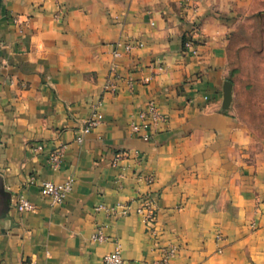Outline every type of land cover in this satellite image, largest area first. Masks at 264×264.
<instances>
[{
  "label": "crops",
  "instance_id": "1",
  "mask_svg": "<svg viewBox=\"0 0 264 264\" xmlns=\"http://www.w3.org/2000/svg\"><path fill=\"white\" fill-rule=\"evenodd\" d=\"M241 6L0 0V179L11 200L0 219V264H102L117 244L127 264H153L169 245L178 248L170 264H264V151L224 106ZM194 24L197 53H186ZM131 41L143 47L120 48L116 59V45ZM113 68L115 94L105 91ZM151 100L168 122L144 142L130 125ZM99 101L103 123L78 142ZM60 146L54 170L49 157ZM149 175L152 186L142 179ZM70 179L62 204L42 195L43 182ZM148 192L158 201V242L132 203ZM20 197L36 210L18 212ZM118 204L132 205L115 217L96 210ZM98 229L106 242L92 240Z\"/></svg>",
  "mask_w": 264,
  "mask_h": 264
},
{
  "label": "built area",
  "instance_id": "2",
  "mask_svg": "<svg viewBox=\"0 0 264 264\" xmlns=\"http://www.w3.org/2000/svg\"><path fill=\"white\" fill-rule=\"evenodd\" d=\"M13 22L16 24H21L20 17H13ZM199 27L194 24L191 34L186 37L183 43L184 52L186 53H197L196 45L193 41V36L198 34ZM116 50L114 52V57L116 59L122 56L120 48L123 52L130 54L135 48H142L143 44L141 42H126L118 43L116 45ZM121 77L116 74L115 68L112 69V74L110 75L108 82L105 86V91L111 93H117L116 80H120ZM146 81H149L148 79ZM103 105L102 101L97 102L92 106V116L87 122L86 127L82 131L81 135L78 137V142H82L83 135L88 134L91 130L99 127L103 121L104 116L100 109ZM168 122V118L161 114L158 110L157 104L154 100L147 103V108L137 114V121L132 122L130 125L131 133L138 139L144 142H150L153 139L154 133L162 125ZM44 150L42 145L35 147L34 151L40 153ZM65 147L60 146L55 149L49 157V163L52 169L59 170L63 163ZM127 154H118L114 159V165H117L121 160H123ZM149 186L154 185L156 177L154 175L145 176L142 178ZM74 182L73 180H67L62 183H53L50 181H45L41 184V193L44 197L49 198L54 204H62L67 197L73 192ZM136 204L135 213L137 216L142 218L144 221L147 232L150 234L154 240L159 241V233L157 230V215H158V201L152 192H148L139 196L132 202ZM132 205V204H131ZM131 205L118 204L114 207L101 206L98 207L97 211H105L109 216H119V210L122 209V213H127ZM16 210L20 213H30L36 210V206L30 202L25 197H20L16 203ZM218 240L221 239L217 236ZM92 240L96 243H104L107 237L104 235L102 229H98L93 235ZM161 259L155 261L153 264H170V261L176 257L178 254V248L176 246L169 245L167 247L161 248ZM102 264H127L123 258L121 245L117 244L115 250L106 254L103 257Z\"/></svg>",
  "mask_w": 264,
  "mask_h": 264
},
{
  "label": "rangeland",
  "instance_id": "3",
  "mask_svg": "<svg viewBox=\"0 0 264 264\" xmlns=\"http://www.w3.org/2000/svg\"><path fill=\"white\" fill-rule=\"evenodd\" d=\"M233 18L228 81L233 112L264 151V0H241Z\"/></svg>",
  "mask_w": 264,
  "mask_h": 264
},
{
  "label": "water",
  "instance_id": "4",
  "mask_svg": "<svg viewBox=\"0 0 264 264\" xmlns=\"http://www.w3.org/2000/svg\"><path fill=\"white\" fill-rule=\"evenodd\" d=\"M232 83L227 81L224 85V106L230 107L232 104ZM2 180L0 179V219L3 220L7 217L8 211L11 207L10 197H6Z\"/></svg>",
  "mask_w": 264,
  "mask_h": 264
},
{
  "label": "trees",
  "instance_id": "5",
  "mask_svg": "<svg viewBox=\"0 0 264 264\" xmlns=\"http://www.w3.org/2000/svg\"><path fill=\"white\" fill-rule=\"evenodd\" d=\"M186 40V38H184V41Z\"/></svg>",
  "mask_w": 264,
  "mask_h": 264
}]
</instances>
